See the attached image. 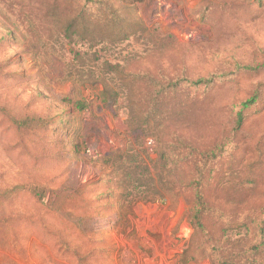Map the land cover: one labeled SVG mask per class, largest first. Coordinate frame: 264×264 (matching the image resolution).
<instances>
[{"label":"rangeland","instance_id":"1","mask_svg":"<svg viewBox=\"0 0 264 264\" xmlns=\"http://www.w3.org/2000/svg\"><path fill=\"white\" fill-rule=\"evenodd\" d=\"M12 1L0 0V264H176L192 233L183 203L172 209L138 203L134 233L116 235L112 230L115 214L108 189L112 194L116 190L108 181L111 162L130 149L156 158L155 141L129 128L119 78L122 72L156 68L167 75L183 63L189 78L204 77L225 69L232 56L243 58L242 47L230 38L219 39L192 15L201 0H122L128 8L125 17L139 20L143 33L122 42L116 36L112 43L93 47L40 26L39 41H33ZM246 37L247 43L264 48V14ZM71 51H79L75 59ZM91 74L93 84H81ZM225 83L224 102L225 96L240 100L259 89L258 106L241 133L250 141L264 130V72L237 75ZM105 89L110 96L102 102L99 96ZM76 100L86 102L87 108L76 111ZM29 187H36L35 193L44 190L39 193L43 206L54 204L69 220L79 221L84 233L68 241L75 242L82 258L66 256L64 241L71 231L60 220L39 222ZM72 206L75 216L65 210ZM38 227L48 228L42 233ZM50 229L60 235L53 236ZM56 239L63 244L57 245Z\"/></svg>","mask_w":264,"mask_h":264},{"label":"trees","instance_id":"2","mask_svg":"<svg viewBox=\"0 0 264 264\" xmlns=\"http://www.w3.org/2000/svg\"><path fill=\"white\" fill-rule=\"evenodd\" d=\"M12 2L19 9L21 26L35 42L39 41L36 30L40 27L89 47L112 43L116 36L122 42L144 31L139 20L125 17L128 8L122 0ZM263 14L264 0H201L192 15L210 26L219 39L230 38L232 44L242 47L243 58L232 56L225 69L195 79L188 77L184 63L167 75L158 68L121 73L129 128L155 141L156 158L149 159L142 149H130L111 162L108 181L116 191L112 194L108 189V196L112 197V230L116 235L134 233L133 210L138 203H161L171 209L183 203V216L192 233L176 264L202 260L209 264H264V130L250 141L241 135L261 95L255 87L244 99L231 98V102L228 95L224 102L221 98L225 82L234 76L264 72V48L246 42L249 29ZM71 53L75 59L79 51ZM92 78L88 75L81 84H93ZM109 96L105 89L99 99L105 102ZM72 106L76 111L87 108L83 100L74 101ZM35 188L28 191L36 198L39 222L49 225L47 217L60 220L59 224L71 231L64 241L66 256L82 258L76 253L75 242L68 241L84 233L79 221L69 220L54 204L43 206L39 193L44 190L35 193ZM65 210L70 216L77 213L73 206L71 211ZM38 228L43 233L48 227ZM55 233L51 230L53 236L60 235ZM56 242L63 244L60 239Z\"/></svg>","mask_w":264,"mask_h":264}]
</instances>
